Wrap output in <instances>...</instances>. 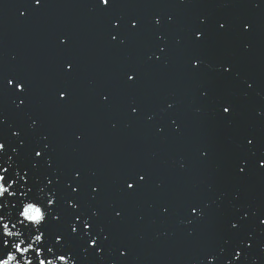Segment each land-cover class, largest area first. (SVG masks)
Listing matches in <instances>:
<instances>
[{
	"label": "water",
	"instance_id": "obj_1",
	"mask_svg": "<svg viewBox=\"0 0 264 264\" xmlns=\"http://www.w3.org/2000/svg\"><path fill=\"white\" fill-rule=\"evenodd\" d=\"M133 17L141 27L130 35ZM116 18L124 28H111ZM242 22L250 23L248 32ZM200 28L205 38L194 44ZM117 32L123 45L111 42ZM153 53L161 59L149 60ZM193 58L206 64L195 74ZM69 60L72 73L64 71ZM221 65L231 72L224 75ZM129 69L138 73L134 86L125 83ZM12 77L27 81V98L0 88V142L6 143L0 163L19 170L34 148L48 144L52 167L41 163L34 176L41 187L45 177L59 180L53 187L62 218L48 225L50 239L70 231L69 201L78 212H97V230L108 236L99 256L76 237L54 252L67 247L77 264H222L251 233L253 247L240 264H264V170L257 167L264 156V0H114L107 9L96 0H43L41 7L0 0V83ZM59 90L68 99L57 103ZM225 100L231 117L221 115ZM246 138L253 139L251 147ZM242 161L247 170L239 175ZM137 172L147 173L146 181L126 190L125 180ZM192 203L208 207L203 219L189 224ZM245 212L249 219L241 221ZM230 222L241 226L233 230Z\"/></svg>",
	"mask_w": 264,
	"mask_h": 264
},
{
	"label": "snow or ice",
	"instance_id": "obj_2",
	"mask_svg": "<svg viewBox=\"0 0 264 264\" xmlns=\"http://www.w3.org/2000/svg\"><path fill=\"white\" fill-rule=\"evenodd\" d=\"M33 7H41L43 0H31ZM114 0H96V3L101 9H107L113 4ZM181 4L184 0H179ZM21 17L25 16L24 12L20 13ZM171 17H169V23H171ZM111 23V28L118 29L124 28V22L121 18H116ZM152 23L158 28L161 25V20L159 17L153 18ZM205 20H200V25H204ZM243 31L248 32L250 30V23L242 22ZM141 27V22L133 17L127 22L126 31L130 35H134L138 29ZM218 27L220 30L225 29L226 22L219 23ZM205 38V30L203 28L197 29L195 31V37L193 43L200 41ZM157 40H162L163 37L157 35ZM68 42V38L64 37L60 39V44L64 45ZM111 42H119L123 45L125 43V38L121 36L120 32L115 35H111ZM158 47L161 54L165 52L164 47ZM155 56V59L159 61L160 56L153 53L148 57L151 60ZM206 67L205 62L200 58H193L190 61V71L194 74L199 70ZM222 73L227 75L231 72V66H220ZM64 71L67 73H72L75 71L74 61H66L64 65ZM126 81L125 83L134 86L138 79V73L135 69H129L125 73ZM247 87L251 89L252 85L248 84ZM0 88L3 89H13L14 94L25 95L27 93V81L22 78L12 77L5 78L2 83H0ZM206 95V93H202ZM25 95V99H26ZM68 99V93L66 90H59L58 96L56 97L57 103L64 102ZM108 96H102V102H106ZM25 103L24 99L19 101L17 107L23 106ZM172 104H168V108H172ZM231 104L229 101L225 100L220 105L221 115L224 117H231L232 113L230 111ZM139 109L135 106L131 108V114L137 115ZM4 124V118L0 115V125ZM35 121H33V125ZM31 127V126H30ZM173 131H179V127H173ZM19 132H13V137H19ZM77 140L81 139L80 135H77ZM44 139H47L46 137ZM246 145L251 147L253 145V139L246 138ZM24 142L20 141L19 147H23ZM6 143L0 142V160H3L5 155ZM13 153L19 155L17 148L12 149ZM33 157L30 162L25 164L23 167L19 165L14 169L11 163H8L7 167L0 163V264H77L75 257L73 256L70 249L67 247H61L59 252H54V247L61 246L67 243V239L70 237H76L82 241L86 240V251L92 250L95 255L99 256L102 252V245L108 240V236L103 234V229L97 230V212L93 211L91 215H87L83 211L78 210V204L69 201L67 203V208L72 209L74 215L72 216V221L68 225L70 231L65 234H56L54 239H50V233L48 230V225L51 223H59L62 216L57 214L55 209L57 208L58 193L53 187L54 184L59 183L58 179H50L45 177V184L43 187L40 186L39 179L34 176V171L38 168L39 164L51 168L50 163L51 157L49 156V145L44 144L42 147L33 149ZM42 153L44 154L42 156ZM201 155H206V153H201ZM12 158L8 157L10 161ZM7 162V161H5ZM257 167L264 170V156H261L257 161ZM247 170V162L242 161L241 165L237 168V173L239 175L245 174ZM11 173V174H10ZM73 180L80 179V173L76 172L72 178ZM147 179V173L137 172L135 175L130 176L125 180L126 190L135 191L137 188L143 184ZM65 186L71 189L72 194L78 192V186H72L69 181H65ZM134 185L137 188H134ZM98 188H91V198L95 199L98 195ZM47 189V194H46ZM208 205L203 207L198 203H192L188 206V212L192 219L188 220L191 224L194 221L201 220L204 218L205 209ZM167 209H165V212ZM122 215L120 211L115 213L116 218ZM253 216L256 215L255 212L252 213ZM249 215L245 212L241 217V221H247ZM259 224L264 226V218L259 219ZM239 222H230L231 229L235 230L240 227ZM252 240L251 233L248 234L247 239L240 240L238 247L241 251H235L230 260H224L222 264H240V261L245 258L244 250L251 249L253 244L250 243ZM261 250L264 251V245L261 246ZM125 252L121 251L119 255L121 257L125 256ZM52 256L51 259L48 257ZM207 264H213V260L209 259ZM219 264V262H218Z\"/></svg>",
	"mask_w": 264,
	"mask_h": 264
}]
</instances>
